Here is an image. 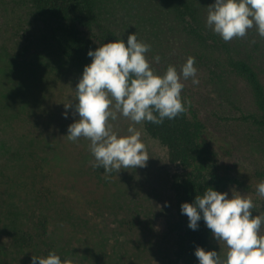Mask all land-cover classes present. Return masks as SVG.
Listing matches in <instances>:
<instances>
[{"label":"trees","instance_id":"16d2710c","mask_svg":"<svg viewBox=\"0 0 264 264\" xmlns=\"http://www.w3.org/2000/svg\"><path fill=\"white\" fill-rule=\"evenodd\" d=\"M214 2L9 0L10 9L4 14L10 37L20 53L24 50V63L31 57L43 63L53 55L84 69L92 61L89 50L117 38L126 43L131 33L151 46L146 58L161 75L168 65L179 73L189 56L195 58L199 84L182 78L181 97L187 111L159 125L144 121L145 131L165 147L177 167L169 181L173 209L166 225L172 246L170 251L158 250L161 264H199L197 247L214 250V236L203 218L197 230L189 228L181 211L183 202L194 203L208 187L228 192L236 181L231 173L235 159L250 163L256 153L264 162V38L253 28L245 38L225 42L206 25L208 6ZM19 29L23 31L17 36ZM157 55L159 63L154 60ZM13 58L11 65L20 67ZM93 169L98 176L104 172L101 167ZM257 174L264 180V167ZM2 202L4 198H0L1 236L10 238L15 248H33L38 256L53 251L45 215L43 221L38 219L40 229L33 231L9 208L1 207ZM152 239L138 237L134 256L157 247ZM123 241L121 246L129 250L128 242L134 240ZM116 264L126 263L118 256Z\"/></svg>","mask_w":264,"mask_h":264},{"label":"rangeland","instance_id":"374dc122","mask_svg":"<svg viewBox=\"0 0 264 264\" xmlns=\"http://www.w3.org/2000/svg\"><path fill=\"white\" fill-rule=\"evenodd\" d=\"M8 2L0 0L1 207L9 208L33 231L40 229L38 219L43 221L45 215L53 252L71 264H116L118 256L126 264H161L159 252L172 246L166 225L173 209L169 181L177 167L142 122L135 127L150 156L146 166L98 176L90 141L67 138L68 126L79 119L74 97L84 69L53 55L43 63L34 57L24 63V50L20 53L10 37L4 15L10 9ZM13 57L20 67L11 65ZM69 101L73 106L66 110ZM117 115L109 123L118 134H127L132 122ZM250 160H234L231 173L236 181L226 193L231 198L234 189L250 196L256 205L253 215L264 214V198L256 191L257 172L264 162L256 153ZM143 236L157 241V247L135 257L133 246ZM124 238L134 240L128 242L129 250L121 246ZM212 243L224 257V242L214 237ZM33 255L38 256L33 248H15L0 233L3 264H31Z\"/></svg>","mask_w":264,"mask_h":264},{"label":"clouds","instance_id":"9594fccd","mask_svg":"<svg viewBox=\"0 0 264 264\" xmlns=\"http://www.w3.org/2000/svg\"><path fill=\"white\" fill-rule=\"evenodd\" d=\"M206 25L225 42L245 38L253 28L264 38V0H215L208 6ZM150 50L149 44L131 33L126 43L117 38L87 53L92 61L84 67L74 97L79 119L68 126L67 138L88 139L93 168L101 167L106 174L145 167L150 156L135 125L144 121L159 125L165 118L175 119L186 112L182 78H192L194 85L200 82L194 57L187 58L179 73L175 66L168 65L161 75L146 58ZM154 60L159 63L160 57ZM186 103L190 105L191 101ZM72 106L71 101L64 104L66 110ZM118 113L132 122L127 134H118L109 123L117 120ZM64 115L67 117V111ZM256 191L264 198V180L257 184ZM255 208L248 195L233 189L229 198L228 193L212 187L197 195L194 203L183 202L181 211L188 217L189 228L197 230L203 218L215 239L226 245L224 257L215 250L197 247L199 264H264V214L253 215ZM31 264L71 262L50 251L46 257L33 255Z\"/></svg>","mask_w":264,"mask_h":264}]
</instances>
